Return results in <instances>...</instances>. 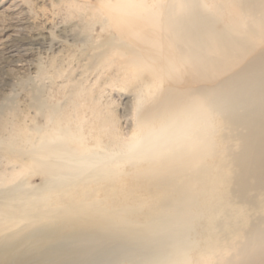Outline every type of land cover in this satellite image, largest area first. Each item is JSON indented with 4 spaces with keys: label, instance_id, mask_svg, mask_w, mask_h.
<instances>
[{
    "label": "bare ground",
    "instance_id": "1",
    "mask_svg": "<svg viewBox=\"0 0 264 264\" xmlns=\"http://www.w3.org/2000/svg\"><path fill=\"white\" fill-rule=\"evenodd\" d=\"M102 1L122 35L90 4V63L139 87L137 129L77 82L35 94L18 149L45 177L0 189V264H264V0Z\"/></svg>",
    "mask_w": 264,
    "mask_h": 264
},
{
    "label": "rangeland",
    "instance_id": "2",
    "mask_svg": "<svg viewBox=\"0 0 264 264\" xmlns=\"http://www.w3.org/2000/svg\"><path fill=\"white\" fill-rule=\"evenodd\" d=\"M90 4L100 10L110 31L121 36L113 12L102 0H0V189L18 184L29 188L44 180L45 175L31 167L21 168L18 149L20 128L45 122L32 105L37 93L47 103L63 104L77 82L80 92L95 96L101 113L112 111L120 136L137 129L134 99L138 86L125 82L114 66L90 63L88 42L108 33L94 20ZM45 30L46 38L37 37ZM15 32L18 35H12ZM78 33L85 35V41ZM259 47H264V41ZM84 103L80 100L78 107L89 112Z\"/></svg>",
    "mask_w": 264,
    "mask_h": 264
}]
</instances>
